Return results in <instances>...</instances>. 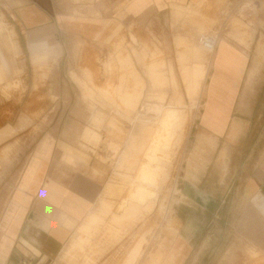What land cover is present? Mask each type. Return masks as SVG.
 Masks as SVG:
<instances>
[{
	"label": "crops",
	"instance_id": "1",
	"mask_svg": "<svg viewBox=\"0 0 264 264\" xmlns=\"http://www.w3.org/2000/svg\"><path fill=\"white\" fill-rule=\"evenodd\" d=\"M202 1L0 0L11 9L10 14L0 12V23L8 30L0 33V90L6 94L15 86L8 51L15 56L22 52L20 40L9 38L12 31L24 39L26 34L35 65L51 56L59 61L65 49L62 39L104 41L116 28L125 29L132 22L144 26L172 11L178 17ZM4 14L15 22L14 30L3 21ZM240 29L241 23L234 20L232 42L218 33L209 76H214L215 87L206 95L204 89L189 167L182 177L178 235L158 264H264V26L245 34ZM50 34L55 40L52 46L46 40ZM214 59L218 65L213 67ZM7 114L4 107L0 113V264H20L25 259L49 264L61 254L73 230L93 212L101 188L94 175L103 169L90 161L76 162L81 166L65 174L53 130L31 154L28 143H21L17 150L10 141L17 130L10 129ZM73 140L67 146L78 150ZM36 150V156L43 155L41 171L22 175ZM138 154L134 153L130 163H137ZM126 176L135 178L134 172H118L116 187L121 199L128 184L121 183L120 177L124 181Z\"/></svg>",
	"mask_w": 264,
	"mask_h": 264
},
{
	"label": "rangeland",
	"instance_id": "2",
	"mask_svg": "<svg viewBox=\"0 0 264 264\" xmlns=\"http://www.w3.org/2000/svg\"><path fill=\"white\" fill-rule=\"evenodd\" d=\"M193 8L178 17L173 11L168 16L163 14L144 26L132 22L125 29L116 28L106 41L62 39L65 49L59 61L51 56L35 65L26 34L25 39L13 31L10 34L9 38L19 39L22 47L18 56L8 51L15 86L6 94L0 90V97H4L0 99V113L5 107L7 124L17 130L10 141L17 150L21 143H28L31 154L45 136L55 134L54 141L61 149L60 168L65 174L75 172L81 166L78 163L88 161L103 169L94 175L101 188L93 212L73 230L61 254L49 264H158L178 235L182 177L189 167L204 89L206 95L215 87L214 76L209 78L210 64L219 41L209 52L199 40L219 33L232 42L234 20L241 23L242 34L264 26V0H203L195 13ZM10 10L0 3V12L10 14ZM3 21L14 30L15 22L5 14ZM4 32L8 30L0 23V33ZM46 40L50 46L55 43L51 34L46 35ZM213 62V67L218 65V59ZM176 105L181 109L151 114L146 110ZM95 110L114 119L117 123L113 127L121 131L119 141L125 140L121 156L110 165L113 167L99 162L106 152L105 144L99 145L103 131L90 125ZM165 127L172 135L170 143L154 152L151 164L144 166L145 175L159 177L158 189H145L144 194L150 192V196L142 205L128 201H135L137 196L119 205L123 195H118L116 187L118 172L135 174L150 136ZM69 140L78 150L67 146ZM110 141L105 139L108 145ZM36 152L22 175L41 171L43 155L36 156ZM134 153H139L138 161L132 164ZM132 179L126 176L123 181L120 177L128 187Z\"/></svg>",
	"mask_w": 264,
	"mask_h": 264
},
{
	"label": "bare ground",
	"instance_id": "3",
	"mask_svg": "<svg viewBox=\"0 0 264 264\" xmlns=\"http://www.w3.org/2000/svg\"><path fill=\"white\" fill-rule=\"evenodd\" d=\"M204 38L205 39H210V40H208L207 42H203L202 39H204ZM218 41H219V35L218 34H214V35H211V36L202 37L199 40V44L205 50L209 51V50H212L214 48V46L216 47ZM147 109L151 113H159V112H161L163 107H161V108L160 107L159 108L158 107H156V108L148 107ZM98 112L99 111L95 112V114H94V116H93V118L91 120V123H92L91 125L95 129H98L100 131L102 130L103 134H104V138L102 140H100V141H101V145H102V143L105 144L104 145V149H105L104 152H106V156L105 157H101V158L99 157V158L101 160H104L106 162L105 164L108 163L109 165H111V163H113V161L119 155V152L122 150V147L124 145L123 142L125 140L122 141V142L119 141L120 140L119 134H120L121 131H119V129H116V128L113 127V125L116 124L117 122H115L114 119L108 118L107 116H105L103 114H100ZM170 135H171V133H169L168 128L165 127V129L163 128L160 132L156 131L155 134L152 135V138L150 137L151 140L149 139L150 140L149 145L147 146V148L145 149V151L143 153L142 162L138 165L137 170H136V172L134 174L135 178L132 179V181H131L132 185L131 186L129 185V187L127 189V192L124 195V197H123V199H122V201H121V203L119 205L124 204L126 202V200L134 198L135 196H137L135 201H133V200H128V201L131 204H136L137 206L142 205L145 202V200L147 199V197L150 196L149 195L150 192L148 193V195L144 194L145 189L148 188L151 192H155L158 189V184L157 183H158L159 177L157 175H145V173H146L145 170L146 169H144L145 168L144 166L147 165V164H151V158L153 157V155H155L157 153V151H159V149L161 150V148L163 146H165L166 144L170 143V139H171V136H172V135L171 136ZM105 139H111L115 143L110 141L109 142L110 145H108L105 142ZM100 147H102V146H100ZM154 152H156V153H154ZM103 153L101 155H103ZM162 153H165V152L162 151ZM144 177H145L146 180L144 179Z\"/></svg>",
	"mask_w": 264,
	"mask_h": 264
},
{
	"label": "built area",
	"instance_id": "4",
	"mask_svg": "<svg viewBox=\"0 0 264 264\" xmlns=\"http://www.w3.org/2000/svg\"><path fill=\"white\" fill-rule=\"evenodd\" d=\"M208 40L210 39H202L203 42H207ZM20 264H39L38 262L37 263H32V260L31 259H25V260H22L20 262Z\"/></svg>",
	"mask_w": 264,
	"mask_h": 264
}]
</instances>
